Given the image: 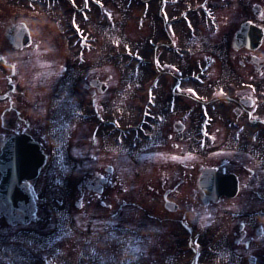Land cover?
<instances>
[{
    "label": "flooded vegetation",
    "instance_id": "1",
    "mask_svg": "<svg viewBox=\"0 0 264 264\" xmlns=\"http://www.w3.org/2000/svg\"><path fill=\"white\" fill-rule=\"evenodd\" d=\"M13 1L0 0L4 3ZM165 5L169 11H165ZM137 14L140 20L150 14V28L141 29L150 33L151 54L150 65L139 66L134 112L128 111L126 106L125 79L120 78L110 89L111 77H104L100 70L97 73L90 70L82 83L74 82L71 91H65L67 86L56 82L53 91L47 92V85L41 84V92L32 93L29 54H21L24 50L17 51L9 43L17 25L11 23L8 14L0 16V32L4 40L0 44V149L6 139L26 135L38 144L44 155L53 158L55 138L65 135L73 142L75 166L70 172H62L60 178L76 181L75 192L80 203H88L90 199L109 209V203L106 204L109 191L114 190L116 194L126 191L127 142L133 139L142 169L150 167L152 170L149 177L145 176L146 180L141 181L139 189L150 194L160 208L175 200L178 206H186L187 193L184 191L188 188L191 187L197 203L201 196L193 183L195 179L191 178L193 167L186 156L191 145V133L199 122L197 111L201 105L210 112L222 106L225 111H220L223 116L215 132H232L233 138L215 143V150L202 157V164L196 163L195 174L199 175L206 167L222 173H234L239 178V191H245L251 205L255 202L264 205L261 197L264 192L259 190L264 186V163L261 170L258 163L264 162V156H254L248 162L241 156L234 157L233 148L234 140L239 141L241 132L250 131L251 140L264 128V0H150L145 16L141 15V7L137 8ZM158 16L160 20L156 19ZM244 29H249V32L243 33ZM194 31V35L200 36H230V55L225 59L218 56L217 61L192 62L189 45ZM258 31L262 35L260 43L255 45ZM239 34H244L247 41L243 48L234 47V36ZM205 48L209 46L205 45ZM210 73L217 75H207ZM189 75L193 80L185 79ZM92 80L105 82L106 90L98 93L89 86ZM233 87V99L227 97L226 106L216 101L222 90L227 92ZM214 90H217L216 96L207 101L206 93ZM105 99L108 100L101 104ZM109 99L118 104L111 117ZM230 100L234 104L231 105ZM100 104L109 118L100 114ZM230 114L234 115V120L228 118ZM78 119L84 124L82 128L78 127ZM130 125L135 126L136 131L128 133ZM205 127L198 142L203 150H207L210 143L207 142ZM143 133L151 136L150 149L148 144H143ZM116 136L121 139L118 146L114 144ZM262 147L263 144L257 147L256 152ZM174 150L180 153L176 158L168 155ZM68 153L71 154L70 151ZM47 165L40 168L37 179L46 175ZM130 173L140 178L139 172ZM99 186L103 192L97 195L93 190ZM244 195L234 201L233 235L235 246L243 243L247 247V232L243 225H238ZM21 206L15 209L11 203L0 200V226L13 227L21 221ZM44 208L39 204L35 210ZM248 210L252 211V223L255 224L259 218L264 220V206L259 211L253 207ZM254 235H263L262 225L255 227ZM240 237L243 238L240 240Z\"/></svg>",
    "mask_w": 264,
    "mask_h": 264
},
{
    "label": "rangeland",
    "instance_id": "2",
    "mask_svg": "<svg viewBox=\"0 0 264 264\" xmlns=\"http://www.w3.org/2000/svg\"><path fill=\"white\" fill-rule=\"evenodd\" d=\"M63 14L61 17H54V14L52 11L47 12V21L46 24H44L43 27L39 26L37 23L38 19L34 16H30L29 22L34 29L32 30L34 33V43L37 44L40 48H43L45 46H49V44H45V42L49 39L54 40L57 44V48L55 49V54L62 51L63 46L67 44L72 43V38L70 37L69 33L65 30L64 26V20L66 16L68 15V12L70 9H73L71 5H62L59 7ZM58 9V8H57ZM55 10V9H54ZM60 11V10H59ZM59 11H54L55 15ZM52 14V16H50ZM114 14H120L121 16H115V19L118 20L117 22L119 25H123L127 27V22L131 21L129 19V16L116 12ZM99 26L96 27L98 29ZM86 28V27H85ZM88 33H91L90 31H86ZM95 38L98 42V44L103 43L104 37L102 35H98L97 32H95ZM112 40L113 37H110ZM119 41V40H118ZM134 42V41H133ZM55 44V45H56ZM128 43L124 40L123 48H128ZM113 53L114 52L112 51ZM117 60H124L129 62L128 59L130 57L124 58L123 56H117ZM118 69V67H116ZM127 69H130V67H127ZM60 198V197H59ZM127 199H129V196H127ZM136 200H138L141 205L144 206V208L149 207V201L138 197ZM142 212L137 211L133 208H126L122 213L121 217L123 220L126 221L128 225H131V229H141L140 227V218L142 216ZM59 217V216H58ZM191 222L194 220H197V217L194 216V214H190L189 217ZM59 220L63 221L65 225L69 226V222H66L64 217H59ZM194 222L191 223V229H194ZM212 225L215 226L214 232L212 234V231H209V238L207 241V244L212 246V250L215 253L216 257L221 258V262L223 261V256H221L222 250H225L227 246V241L230 240V236L228 234L230 233V228L232 226L228 222L227 225L222 228L220 226V219H217V221H214ZM220 230V234L214 235L216 230ZM65 230H63V233L61 234V231H58L61 236L58 239H55L52 241L53 247H57L60 250V259L57 260V262H60L61 264H80L79 259L76 258V252H79L83 257V262L86 263V258L90 254V251L93 249L95 253H98V257L101 261L108 260L110 264H157L159 262H167L166 261V255L170 251L172 247H174V243L171 240V235L174 234L176 237L180 236H186V233L180 232L176 229H171L167 231V234L163 239L159 238H152V235L150 233L147 234L148 237L145 236V234L141 231H137L138 233L133 234L132 232H128L126 234L127 236V247L124 243H120L119 240H117L118 243H110L108 246H104L101 243H94L91 241H86L84 238H80L76 236L70 227H65ZM212 234V235H211ZM25 235H37L40 236V231L35 233H21L19 235H15V238L7 245L5 242L1 243L5 247V251L7 252V247L11 250H13L14 254V260L18 262V264H23V256L22 253L18 250V247H24L27 245V239L29 237H25ZM142 237V238H141ZM146 240H144V239ZM33 245V244H30ZM47 247L52 248L51 245H46ZM136 248L140 250V253H142V257H137L136 254ZM204 261L206 263H210V257L208 254L205 255ZM154 259V260H153Z\"/></svg>",
    "mask_w": 264,
    "mask_h": 264
}]
</instances>
